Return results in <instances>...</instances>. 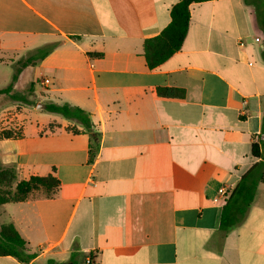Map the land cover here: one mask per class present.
Wrapping results in <instances>:
<instances>
[{
	"label": "crops",
	"instance_id": "crops-1",
	"mask_svg": "<svg viewBox=\"0 0 264 264\" xmlns=\"http://www.w3.org/2000/svg\"><path fill=\"white\" fill-rule=\"evenodd\" d=\"M178 1L0 0V66L58 44L0 98L78 107L95 135L62 117L25 133L24 109L8 123L21 136L0 140V166L59 187L0 205V226L32 257L0 264H264V184L240 223L220 230V189L230 195L261 161L252 143L264 156V0L192 4L181 48L149 68L144 42Z\"/></svg>",
	"mask_w": 264,
	"mask_h": 264
},
{
	"label": "trees",
	"instance_id": "trees-1",
	"mask_svg": "<svg viewBox=\"0 0 264 264\" xmlns=\"http://www.w3.org/2000/svg\"><path fill=\"white\" fill-rule=\"evenodd\" d=\"M206 1L209 0H179L178 3L172 7L168 26L163 29L159 35L144 42V56L149 68L157 67L181 48L188 30L190 6ZM255 22L264 45V7L256 9ZM72 39L77 38L72 37ZM56 46H58V44L39 49L36 53L13 62V73L10 83L0 89V94H9L21 70L43 59ZM262 58L264 60V49ZM158 93L163 96L177 95L173 89L158 90ZM10 98L19 100L21 97L11 96ZM45 109L49 112L61 115L62 118L66 120L75 122L82 127L86 133H90L92 138L95 136L93 124L89 115L80 108L68 104H47L45 105ZM72 131L74 133L77 132L75 128H73ZM20 136L21 132L16 129L0 130V140L18 138ZM251 154L253 158H259L261 161L256 163L240 178L229 197L226 199L220 216V230L223 232H227L240 223L252 204L258 184H264V156L259 152V145L257 142L252 143ZM13 170H5L8 175L7 181L16 179V175H14L15 171ZM1 177H5V175H0V180ZM58 187L59 183L53 176L31 177L28 180L19 181L12 194H9L8 191L0 190V205L24 201L31 193L39 190L50 196L56 192ZM0 256H11L24 263L32 259L30 255L25 254V242L11 224H3L0 226ZM47 264L56 263L48 261Z\"/></svg>",
	"mask_w": 264,
	"mask_h": 264
},
{
	"label": "rangeland",
	"instance_id": "rangeland-1",
	"mask_svg": "<svg viewBox=\"0 0 264 264\" xmlns=\"http://www.w3.org/2000/svg\"><path fill=\"white\" fill-rule=\"evenodd\" d=\"M23 57H27V55L26 56L23 55L22 58ZM12 73H13V69L10 66H0V88L10 82ZM21 97L23 98L22 99L20 98L19 100H15L11 98H5V99L0 98V108H5V111L2 113V116L0 117V129L6 130L10 127V124L8 125V123L17 122L15 117L16 113L21 112L22 109L24 110L19 114L20 122L18 124L19 126H21V129L25 133H28L33 129H39V130L43 129L44 126L43 127L36 126L38 122H43L44 125H47L51 122H57L58 120L61 119L62 117L61 115L49 112L45 109V105L47 104L39 102L40 100L35 99V97L30 98L29 93L21 94ZM14 107L16 108L13 109ZM9 129H13V128L10 127ZM7 169H12V168H5L0 166V175H5V177H1L0 190L8 191L9 194H12L14 193L16 184L19 181H17V179L12 181H7L8 175L6 174L5 171ZM43 194L46 193L43 192Z\"/></svg>",
	"mask_w": 264,
	"mask_h": 264
},
{
	"label": "built area",
	"instance_id": "built-area-1",
	"mask_svg": "<svg viewBox=\"0 0 264 264\" xmlns=\"http://www.w3.org/2000/svg\"><path fill=\"white\" fill-rule=\"evenodd\" d=\"M49 83H50V81H49V79H47V78H45V79H43V80L41 81V85H42V86H47V85H49ZM220 194H221L222 196H226V195L229 196V193H228V191H227L225 188H221V189H220ZM85 264H96V263L93 262L90 258H88V259H86Z\"/></svg>",
	"mask_w": 264,
	"mask_h": 264
}]
</instances>
